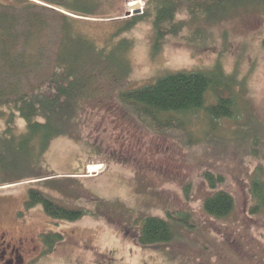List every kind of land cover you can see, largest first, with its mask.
<instances>
[{"label":"rangeland","instance_id":"obj_1","mask_svg":"<svg viewBox=\"0 0 264 264\" xmlns=\"http://www.w3.org/2000/svg\"><path fill=\"white\" fill-rule=\"evenodd\" d=\"M0 2L10 5L14 0ZM131 3L141 9L130 11ZM149 6L148 0H105L101 12L108 15L101 18L107 19H84L46 7L78 20V28L105 56L113 52L118 60L119 42L130 44L123 59L131 73L123 79V89L153 85L170 73L220 65L236 80L241 113L214 125L198 113L181 117L184 130H153L130 115V109H122L110 80L91 84L95 92L84 107L81 143L57 138L31 167L23 165L15 146L14 151L0 147L4 165L16 167L0 173V236L8 234L11 243L27 240L29 254L35 246L30 240H40L43 246L42 254L31 260L22 252L26 264H264V211L251 213L256 205L251 182L264 180L263 3L228 0V14L213 21H193L181 14L178 20L186 27L160 42L157 50L147 21L116 37L125 22L141 18ZM17 125L18 134L25 132L24 122ZM98 165L105 168L102 173L89 171ZM206 173L223 178L216 191L235 199V210L224 219L204 212L205 199L215 193ZM6 181L21 182L3 186ZM30 190L82 211L83 217L73 223L56 221L41 206L26 209ZM168 214L188 215L192 224H174L176 236L168 244L141 246L140 221L167 219ZM50 234L62 240L45 254L41 237Z\"/></svg>","mask_w":264,"mask_h":264},{"label":"trees","instance_id":"obj_2","mask_svg":"<svg viewBox=\"0 0 264 264\" xmlns=\"http://www.w3.org/2000/svg\"><path fill=\"white\" fill-rule=\"evenodd\" d=\"M34 1L45 6L29 0H14L10 5L0 2V147L14 151L15 146L24 166L31 167L40 160L57 138L83 141L84 107L95 92L91 84L111 80V91L122 109H130V115L157 131L184 130L181 117L198 113H203L212 125L236 119L241 113L236 80L220 65L208 71L170 73L153 85L123 89L122 81L131 73L129 62L123 59L130 44L119 42L122 56L118 60L113 52L105 56V50L98 49L96 42L78 28V20L51 9L84 19H107L101 18L108 15L101 12L105 0ZM259 1L264 7V0ZM227 3L228 0H148L150 11L125 22L116 37L147 21L154 29L157 50L160 42L186 27L184 21L178 20L181 14L193 21H213L228 14ZM121 73L122 77H118ZM17 121L26 124L25 132L17 133ZM4 158L0 149V173L8 174L16 167L5 166ZM205 179L215 193L205 199L204 212L216 220L230 216L236 208L235 199L225 191H216L223 178L206 173ZM251 195L256 203L251 213L264 211V180L253 179ZM37 206L52 220L73 223L83 217L82 211L66 209L41 192L30 190L25 207L29 210ZM140 222L141 246L168 244L176 236L174 224L187 228L192 224L185 214L178 218L168 214L167 219L148 217ZM41 239L47 246L44 253L49 254L62 237L50 234Z\"/></svg>","mask_w":264,"mask_h":264},{"label":"flooded vegetation","instance_id":"obj_3","mask_svg":"<svg viewBox=\"0 0 264 264\" xmlns=\"http://www.w3.org/2000/svg\"><path fill=\"white\" fill-rule=\"evenodd\" d=\"M7 236L8 234L0 236V264H26V260L24 255H22V252L27 253L30 260L42 254L43 246L41 247L38 244L40 240H38V242L37 240H30L31 245L35 243V246L31 248L32 250L29 251L31 252L29 254V248H26L25 246L26 243L28 244L27 240L19 239L18 241L11 243L7 242Z\"/></svg>","mask_w":264,"mask_h":264},{"label":"bare ground","instance_id":"obj_4","mask_svg":"<svg viewBox=\"0 0 264 264\" xmlns=\"http://www.w3.org/2000/svg\"><path fill=\"white\" fill-rule=\"evenodd\" d=\"M141 9L138 3H131L129 5V10L130 11H134V10H139ZM104 167L102 165H98V166H91L89 167V171L90 172H96V173H102L104 171Z\"/></svg>","mask_w":264,"mask_h":264}]
</instances>
